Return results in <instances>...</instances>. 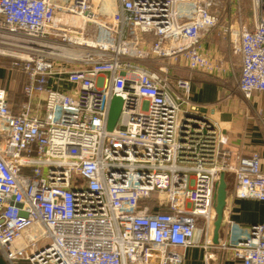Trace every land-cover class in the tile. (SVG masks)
Masks as SVG:
<instances>
[{"label":"built area","instance_id":"obj_1","mask_svg":"<svg viewBox=\"0 0 264 264\" xmlns=\"http://www.w3.org/2000/svg\"><path fill=\"white\" fill-rule=\"evenodd\" d=\"M249 4L248 20L243 0H0V59L25 77L17 113L0 87L5 264H184L192 248L264 264L263 225L238 240L228 220L213 243L220 175L264 202L260 156L232 165L179 76L217 69L201 44L218 32L240 95L264 92V0Z\"/></svg>","mask_w":264,"mask_h":264},{"label":"crops","instance_id":"obj_2","mask_svg":"<svg viewBox=\"0 0 264 264\" xmlns=\"http://www.w3.org/2000/svg\"><path fill=\"white\" fill-rule=\"evenodd\" d=\"M201 51L213 58L217 69L212 73L188 71L186 78L191 82L192 102L198 106L199 113L206 120L216 123L227 138L223 149L231 152L232 165L237 163L233 155L245 160L257 152L264 174V92H254L248 100L240 95L236 89L239 67L234 59L229 58L226 43L218 32L202 42ZM4 73L0 70V74ZM0 87H3L1 83ZM227 176L231 182L226 179L227 198L219 243L228 237V220L233 222V236L238 240L246 237L252 226H264V202L235 198L233 177ZM184 255V264H240L231 260L226 252L217 250L209 252L207 260L200 248L187 249Z\"/></svg>","mask_w":264,"mask_h":264},{"label":"water","instance_id":"obj_3","mask_svg":"<svg viewBox=\"0 0 264 264\" xmlns=\"http://www.w3.org/2000/svg\"><path fill=\"white\" fill-rule=\"evenodd\" d=\"M120 111H121V100L119 98H113L110 104L107 125H106V130L108 132H112L116 127L119 119ZM224 179H225L224 174H221L219 181L217 183L216 195H215L216 218L213 229V243L215 245L219 244L220 231L223 221V212L226 204V184ZM0 264H5L1 258H0Z\"/></svg>","mask_w":264,"mask_h":264},{"label":"rangeland","instance_id":"obj_4","mask_svg":"<svg viewBox=\"0 0 264 264\" xmlns=\"http://www.w3.org/2000/svg\"><path fill=\"white\" fill-rule=\"evenodd\" d=\"M243 9H244V17L248 20L251 17L250 11V4L249 0H243ZM1 60V59H0ZM11 63L9 60H1V67L0 70L5 71L4 74H0V83L5 88L8 89L9 95L13 98H17L20 95L21 85H22V78L20 73L17 72L16 69H12L13 71L10 72ZM189 72L187 70H181L179 75L181 77H186ZM229 179L231 182V178L226 176L225 180ZM197 221L198 226L203 224V221Z\"/></svg>","mask_w":264,"mask_h":264},{"label":"trees","instance_id":"obj_5","mask_svg":"<svg viewBox=\"0 0 264 264\" xmlns=\"http://www.w3.org/2000/svg\"><path fill=\"white\" fill-rule=\"evenodd\" d=\"M17 72H19V71H17ZM20 76L22 78V85H21L20 95H18L17 98H13L11 95H8L9 96V98H8L9 103H10V105H11V107H12V109H13V111L15 113H17L19 111V107L24 101V96H23V93H22V89H23V85H24V82H25V77H24V75L22 73H20Z\"/></svg>","mask_w":264,"mask_h":264},{"label":"bare ground","instance_id":"obj_6","mask_svg":"<svg viewBox=\"0 0 264 264\" xmlns=\"http://www.w3.org/2000/svg\"><path fill=\"white\" fill-rule=\"evenodd\" d=\"M225 180V179H224ZM225 184H226V180H225ZM226 198H227V184H226Z\"/></svg>","mask_w":264,"mask_h":264}]
</instances>
